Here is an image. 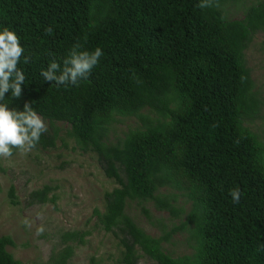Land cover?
<instances>
[{
  "label": "trees",
  "instance_id": "trees-1",
  "mask_svg": "<svg viewBox=\"0 0 264 264\" xmlns=\"http://www.w3.org/2000/svg\"><path fill=\"white\" fill-rule=\"evenodd\" d=\"M238 2L0 0V27L14 30L31 58L18 65L26 74L22 97L9 103L28 102L47 125L32 150L55 149V124H66L74 150L94 155L116 184L103 196V212L95 211L97 227L118 241L116 264H137L142 255L153 264H264V142L248 127L263 102L244 61L253 35L264 33V1L228 21L225 8ZM74 47L103 55L76 86L45 82L40 70L53 60L63 67ZM122 119L137 126L114 137ZM174 193L187 211L175 207ZM9 198L15 204L12 187ZM30 200L54 204L56 197L44 186ZM131 203L144 214L147 203L183 213L172 233L187 232L190 253L167 255L162 243L170 235H146L126 214ZM87 236L62 234L64 247L49 264H67ZM13 247L0 237V264H19L7 252Z\"/></svg>",
  "mask_w": 264,
  "mask_h": 264
},
{
  "label": "rangeland",
  "instance_id": "rangeland-1",
  "mask_svg": "<svg viewBox=\"0 0 264 264\" xmlns=\"http://www.w3.org/2000/svg\"><path fill=\"white\" fill-rule=\"evenodd\" d=\"M261 1L264 0L231 3L225 8V17L228 21L242 20L246 7ZM244 61L263 102L259 116L248 127L259 141L264 142L263 32L253 35L244 53ZM55 126L60 129L55 149L18 152L0 158V237L8 236L13 240L14 247L7 248V252L19 264H49L52 252L64 247L61 245L62 234L89 232L84 245H73L74 255L67 264H116L120 251L118 241L112 234L104 233L97 227L95 211L103 212L104 194L117 186L104 176L94 155L74 150L73 142L65 135L69 130L66 124ZM136 126L135 121L122 119L113 127L114 137ZM44 186L53 189L55 203H31V193ZM11 187L14 189L15 204H11L9 198ZM174 194L175 207H183L187 211L189 208L185 200L179 193ZM143 207L146 214L141 206L131 203L126 214L152 238L170 235L169 242L162 243L167 255L176 258L189 254L187 232L172 233L185 221L183 213L174 217L168 212L156 210L153 203L143 204ZM40 228H43L42 232L38 231ZM137 264L153 263L142 255Z\"/></svg>",
  "mask_w": 264,
  "mask_h": 264
},
{
  "label": "clouds",
  "instance_id": "clouds-1",
  "mask_svg": "<svg viewBox=\"0 0 264 264\" xmlns=\"http://www.w3.org/2000/svg\"><path fill=\"white\" fill-rule=\"evenodd\" d=\"M208 6L209 0H201L199 7ZM102 55L99 47L91 52L74 47L63 60V67L53 60L39 74L45 82L57 86H76L88 77ZM30 59L17 33L9 27H0V158L10 157L14 150L31 151L47 131L45 121L28 102H24L22 107L9 103L22 97L26 74L18 65H27ZM229 194L234 202L239 201L241 194L238 189L231 190ZM38 231L42 232L43 228Z\"/></svg>",
  "mask_w": 264,
  "mask_h": 264
}]
</instances>
